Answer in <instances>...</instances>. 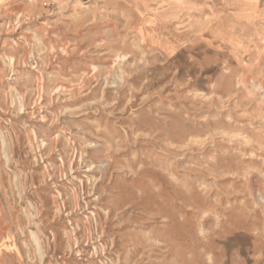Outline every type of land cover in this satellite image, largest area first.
<instances>
[{"label": "rangeland", "instance_id": "rangeland-1", "mask_svg": "<svg viewBox=\"0 0 264 264\" xmlns=\"http://www.w3.org/2000/svg\"><path fill=\"white\" fill-rule=\"evenodd\" d=\"M0 264H264V0H0Z\"/></svg>", "mask_w": 264, "mask_h": 264}]
</instances>
